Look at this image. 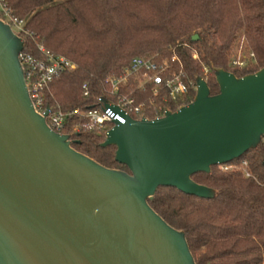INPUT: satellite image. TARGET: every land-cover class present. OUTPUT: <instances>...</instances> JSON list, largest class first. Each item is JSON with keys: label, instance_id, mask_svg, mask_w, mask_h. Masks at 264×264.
Listing matches in <instances>:
<instances>
[{"label": "water", "instance_id": "95a60500", "mask_svg": "<svg viewBox=\"0 0 264 264\" xmlns=\"http://www.w3.org/2000/svg\"><path fill=\"white\" fill-rule=\"evenodd\" d=\"M24 49L0 19V264H196L185 233L149 202L161 188L217 197L193 176L261 145L264 68L242 78L214 68L218 95L199 76L191 104L156 120L115 122L101 147H116L125 172L77 152L70 135L48 125V111H36Z\"/></svg>", "mask_w": 264, "mask_h": 264}, {"label": "trees", "instance_id": "16d2710c", "mask_svg": "<svg viewBox=\"0 0 264 264\" xmlns=\"http://www.w3.org/2000/svg\"><path fill=\"white\" fill-rule=\"evenodd\" d=\"M1 5L12 20L23 22L18 35L25 54L42 59L43 47L73 64L46 94L47 104L65 114L97 108L108 93L106 80L121 77L135 58L169 61L170 76L184 75L189 94L178 103L153 97L151 89L133 93L138 102L153 101L156 109L173 112L193 102L191 84L199 76L212 96L220 93L214 68L238 78L264 68V0H2ZM0 19L7 20L1 9ZM242 37L257 61L240 70L230 63ZM86 124L79 116L67 117L63 133L71 136L73 148L108 169L128 172L115 160L116 147H101L104 133L87 131ZM243 162L245 171L214 167L211 174L193 176L218 192L213 200L161 188L149 202L168 225L185 233L196 264H264V145L231 164Z\"/></svg>", "mask_w": 264, "mask_h": 264}, {"label": "built area", "instance_id": "2783aa9c", "mask_svg": "<svg viewBox=\"0 0 264 264\" xmlns=\"http://www.w3.org/2000/svg\"><path fill=\"white\" fill-rule=\"evenodd\" d=\"M1 2L2 0H0V9L7 18V20H2L9 25H11L10 22H13L14 27L11 25L12 29L17 28L18 31H21L23 22L12 20L10 11L4 5H1ZM242 50L243 48L231 61L230 65L232 68L243 70L256 63V56L253 52L244 54ZM39 51L43 56L42 59H36L23 51L20 54V61L24 69L30 98L36 111L41 115L48 111L47 123L58 134L66 135L63 131L66 128L68 116L75 115L87 120L85 126L87 131L104 133L106 137V134L115 127V122L125 125L127 117L138 121L151 120L149 114L160 113L159 116L153 119L156 120L162 118L167 111H170L162 106L156 109L153 101L149 102V104L145 101L138 102L133 96L135 91L146 92L151 89L153 97H162L165 103H178L189 94V86L185 82L183 74L170 76L169 61L159 64L152 59L135 58L121 77L108 78L106 80L108 93L98 99L99 106L97 108L87 111L78 109L70 114H65L60 109H52L47 104L46 94L54 78L67 69H73L74 66L64 57L51 55L43 47H40ZM191 86H194L195 90H197L196 84H191ZM84 95L87 97L88 92H85ZM103 99L109 102L107 106L104 104ZM73 131L78 132V126L74 127ZM261 144L264 145V138ZM246 165V162L243 163L242 167L230 163L221 165L219 168L222 170L242 169L245 171L244 167Z\"/></svg>", "mask_w": 264, "mask_h": 264}, {"label": "rangeland", "instance_id": "374dc122", "mask_svg": "<svg viewBox=\"0 0 264 264\" xmlns=\"http://www.w3.org/2000/svg\"><path fill=\"white\" fill-rule=\"evenodd\" d=\"M14 31L16 33H18V29L17 28H15ZM241 48H243L242 51H243L244 54H248L250 52L248 43H247V41L245 40L244 37H242L241 39H239L236 42V44L234 45V47L232 49L231 61L233 60L234 56L238 55L239 51H241ZM243 163H242V165H243Z\"/></svg>", "mask_w": 264, "mask_h": 264}]
</instances>
